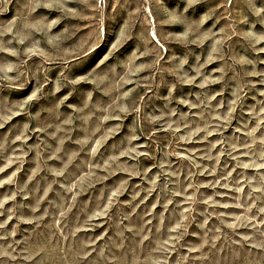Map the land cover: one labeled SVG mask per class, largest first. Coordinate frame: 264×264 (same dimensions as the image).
Segmentation results:
<instances>
[{
    "label": "clouds",
    "instance_id": "9594fccd",
    "mask_svg": "<svg viewBox=\"0 0 264 264\" xmlns=\"http://www.w3.org/2000/svg\"><path fill=\"white\" fill-rule=\"evenodd\" d=\"M207 3L0 0V264H264V0Z\"/></svg>",
    "mask_w": 264,
    "mask_h": 264
},
{
    "label": "rangeland",
    "instance_id": "374dc122",
    "mask_svg": "<svg viewBox=\"0 0 264 264\" xmlns=\"http://www.w3.org/2000/svg\"><path fill=\"white\" fill-rule=\"evenodd\" d=\"M115 3V0H109V7L107 9V15L109 16L108 21L106 22V28H107V33L109 36V39L106 41V43L111 46V44L116 43L117 41L120 40L121 38V30L124 28L125 23L129 20V14L135 11V8L138 6L137 0H128L126 3L125 0H120V4L116 6V11H112V5ZM178 3H182V0H163V6L169 7V8H174ZM226 3V0H208V3L205 5H201L199 8H197L194 12V15L199 16L200 14L207 12L210 8H216V17H220L222 13L224 12V7L223 5ZM72 7H75V5H72ZM16 5H13V11H15ZM232 8L235 9L237 8V4L234 3L232 5ZM43 11V10H42ZM50 18H55V13H47ZM11 18V13H9L6 16H0V20H7ZM139 20L140 22H135ZM142 20L143 17H133V24H132V29L133 31L138 35L142 31ZM214 22V21H213ZM71 25H78L80 27V32L78 34V39L86 37L88 35V32L90 31L89 25L86 22L82 21H75V20H65L64 23L60 26V28H63L64 26H71ZM223 26V21H221V25ZM57 30H60L59 28ZM132 47V46H130ZM105 49L101 50V53H103ZM99 55V54H98ZM264 58V57H261ZM217 67L216 64L210 65L209 66V71H211L212 68ZM261 69H264V65H260ZM261 88H264V85L258 86ZM191 91V90H189ZM7 95V93L5 94ZM24 94L22 93H12L11 96L13 98H22ZM252 95H257L256 92H251L249 95V103H255V101L251 100ZM227 98V94L226 97ZM258 99H264V97H259L257 95ZM24 120L23 117H17L14 119L11 123L7 124L5 128L0 129V139L4 137V135L8 132L10 128H13V125L22 123ZM29 144H34L37 143V139L35 136H32L30 140L28 141ZM34 153H30L29 157L27 158V162L24 164V167L19 174L18 179L22 183L24 180L27 179V176L30 175L31 170L33 167H35L34 163ZM2 163V161H0ZM14 169L10 168L8 169L5 173L0 174V178H4L8 175H10L11 171ZM36 187V183L33 182L29 184V189H34ZM12 190V186L10 185H5L3 188H0V197H3L6 193L10 192ZM98 194V193H97ZM17 202L22 203L24 205H31L34 203L32 199H24L22 196L17 197ZM7 207V206H6ZM43 207V206H42ZM25 212H28L29 209L25 207L24 209ZM5 219V217H0V220ZM16 226V220H13L9 223L8 229L11 230L13 227ZM31 225H26L22 224L21 225V230L25 229H30ZM104 231L103 228H98L94 232H89L87 233L88 235H100ZM27 234V233H25ZM20 236H17V239H20ZM193 243L197 242L196 240L192 241Z\"/></svg>",
    "mask_w": 264,
    "mask_h": 264
}]
</instances>
